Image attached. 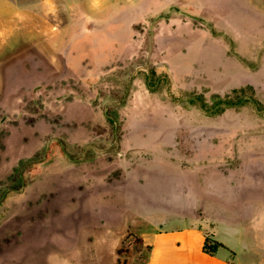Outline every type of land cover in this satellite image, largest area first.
<instances>
[{"label": "rangeland", "instance_id": "obj_1", "mask_svg": "<svg viewBox=\"0 0 264 264\" xmlns=\"http://www.w3.org/2000/svg\"><path fill=\"white\" fill-rule=\"evenodd\" d=\"M166 1L88 33L63 4L0 60V264H129L193 225L264 264V0Z\"/></svg>", "mask_w": 264, "mask_h": 264}, {"label": "crops", "instance_id": "obj_2", "mask_svg": "<svg viewBox=\"0 0 264 264\" xmlns=\"http://www.w3.org/2000/svg\"><path fill=\"white\" fill-rule=\"evenodd\" d=\"M151 1L148 4L141 0H0V60L15 57L31 43L35 49L46 41L48 21L63 4L67 6L68 25L83 27V32L88 33L97 27L105 29L113 20L118 21L116 24L125 23L127 12H143L149 6L165 4ZM53 19L57 28L56 20L62 18ZM140 238L138 253L129 264H246L220 254H208L205 250L208 232L200 225L146 231Z\"/></svg>", "mask_w": 264, "mask_h": 264}, {"label": "trees", "instance_id": "obj_3", "mask_svg": "<svg viewBox=\"0 0 264 264\" xmlns=\"http://www.w3.org/2000/svg\"><path fill=\"white\" fill-rule=\"evenodd\" d=\"M107 115H108V119H109V121L111 122V123H113V121H112V119H111V117L109 116V114L107 113ZM40 158H42L41 156L40 157H38L36 160H33V162L34 163H36L35 164V168L36 169H38L39 168V165H38V159H40ZM20 179V178H19ZM140 243H142V240H140ZM214 246L216 247V248H223V249H228L224 244H222V243H220V242H214ZM205 250H206V252L208 253V254H210V255H212V256H214V255H216L217 253L210 247V243H209V239H208V242H207V244H206V247H205ZM120 263V262H119Z\"/></svg>", "mask_w": 264, "mask_h": 264}, {"label": "water", "instance_id": "obj_4", "mask_svg": "<svg viewBox=\"0 0 264 264\" xmlns=\"http://www.w3.org/2000/svg\"><path fill=\"white\" fill-rule=\"evenodd\" d=\"M220 97V96H219Z\"/></svg>", "mask_w": 264, "mask_h": 264}]
</instances>
